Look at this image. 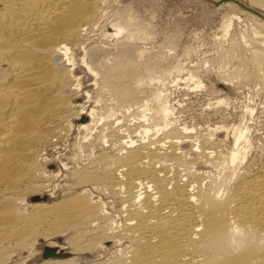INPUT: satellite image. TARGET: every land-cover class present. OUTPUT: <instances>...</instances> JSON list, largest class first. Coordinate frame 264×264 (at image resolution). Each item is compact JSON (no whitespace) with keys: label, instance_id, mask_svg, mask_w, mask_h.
<instances>
[{"label":"bare ground","instance_id":"1","mask_svg":"<svg viewBox=\"0 0 264 264\" xmlns=\"http://www.w3.org/2000/svg\"><path fill=\"white\" fill-rule=\"evenodd\" d=\"M98 1L0 0V264H264V156L244 160L240 128L223 153L212 129L164 131L171 123L166 103L142 115L136 134L129 125L102 134L112 151L69 171L73 184L59 199L41 196L54 177L46 150L68 134L73 115L84 131L103 119L92 107L74 114L73 102L80 92L76 48L101 15ZM247 12L258 22L241 34L238 50L247 53L248 75L263 83L264 19ZM114 27L106 34L121 32ZM85 54L79 61L101 70L100 89L115 95L101 107L105 116L139 101V86L151 76L138 64L118 55L106 70L96 52ZM91 188L117 203L115 215ZM40 238L52 254L35 260Z\"/></svg>","mask_w":264,"mask_h":264},{"label":"rangeland","instance_id":"2","mask_svg":"<svg viewBox=\"0 0 264 264\" xmlns=\"http://www.w3.org/2000/svg\"><path fill=\"white\" fill-rule=\"evenodd\" d=\"M240 1L264 13L263 5ZM100 2L101 15L92 25L89 36L84 37V45L76 48L80 49L76 69L80 92L73 102L78 105L74 114L81 106L84 110L92 107L97 111L95 118L101 115L103 119L84 131L78 128L77 121L81 118L73 115L68 134L54 148L46 150L50 161L45 169L54 177L41 196L59 199L64 188L73 184L72 169L94 155L112 151L109 142L101 140L102 134L120 125L122 128L129 125L130 133L136 134L135 126L141 123L142 115H152L159 103H166L169 109L171 123L164 131L186 125L189 134L194 135L212 129L211 137L223 153L233 147L232 130L240 128L244 130V139L241 138L246 150L244 160L264 156V82L248 75L249 67L242 64L247 53L238 50L241 34L257 26L258 20L251 13L227 2L212 4L205 0H100L99 5ZM227 22L229 26L225 29ZM114 23H119L122 30L109 35L113 31L111 28L115 29ZM93 51L105 63L107 61L106 70L120 55L138 64L141 73L151 76L140 84L138 92L142 90L143 93L139 94L137 103L123 108L116 106L115 115L105 116L101 107L107 102L114 103L115 95L110 90L112 95L109 94L105 87L102 89L106 91L100 89L102 82L97 81L101 79V70L91 72L79 61L83 54L88 56ZM230 72L233 76H229ZM155 92L160 93L158 101L153 98ZM141 103H144L143 110L138 109ZM154 124L150 133L157 128ZM163 130L153 133L154 137L161 136ZM126 134L127 131L123 132L125 139ZM210 169V173H215ZM91 191L108 203L109 212L116 214L117 203L92 188ZM57 237L64 239V235L54 238ZM40 239L36 244L35 260L44 257V248L48 245V239Z\"/></svg>","mask_w":264,"mask_h":264},{"label":"water","instance_id":"3","mask_svg":"<svg viewBox=\"0 0 264 264\" xmlns=\"http://www.w3.org/2000/svg\"><path fill=\"white\" fill-rule=\"evenodd\" d=\"M205 1H208L212 4H218L220 2H232L234 4H236L237 6L241 7L242 9H245L247 11H250L254 14H256L258 17L264 19V14L257 11L256 9L244 4L243 2L239 1V0H205ZM52 254V250H50L49 248L45 247L44 248V256H47V255H51Z\"/></svg>","mask_w":264,"mask_h":264}]
</instances>
